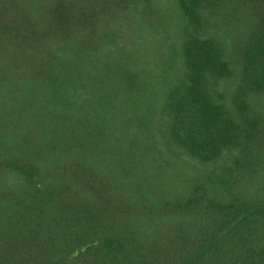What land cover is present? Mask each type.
<instances>
[{
	"label": "trees",
	"instance_id": "1",
	"mask_svg": "<svg viewBox=\"0 0 264 264\" xmlns=\"http://www.w3.org/2000/svg\"><path fill=\"white\" fill-rule=\"evenodd\" d=\"M0 264H264V0H0Z\"/></svg>",
	"mask_w": 264,
	"mask_h": 264
},
{
	"label": "rangeland",
	"instance_id": "2",
	"mask_svg": "<svg viewBox=\"0 0 264 264\" xmlns=\"http://www.w3.org/2000/svg\"><path fill=\"white\" fill-rule=\"evenodd\" d=\"M184 121L182 123L183 130L182 133L186 134H197L199 128V120L197 118V113L194 108H188L186 110V116L184 117Z\"/></svg>",
	"mask_w": 264,
	"mask_h": 264
}]
</instances>
